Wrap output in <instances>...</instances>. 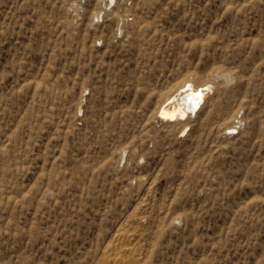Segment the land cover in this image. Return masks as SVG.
Returning a JSON list of instances; mask_svg holds the SVG:
<instances>
[{"label": "rangeland", "instance_id": "374dc122", "mask_svg": "<svg viewBox=\"0 0 264 264\" xmlns=\"http://www.w3.org/2000/svg\"><path fill=\"white\" fill-rule=\"evenodd\" d=\"M114 1L0 0V264H264V0Z\"/></svg>", "mask_w": 264, "mask_h": 264}, {"label": "bare ground", "instance_id": "6f19581e", "mask_svg": "<svg viewBox=\"0 0 264 264\" xmlns=\"http://www.w3.org/2000/svg\"><path fill=\"white\" fill-rule=\"evenodd\" d=\"M112 1H114V0H111V2ZM183 94H185V95L183 96ZM204 95L191 93V92L189 93L188 91L182 93L180 99H182V101L185 103V105H186L185 108H182V105L180 106V104H177L175 98H170L166 102V104L163 105L161 107V109L159 110L158 117L162 120H165L168 122H173V123L186 120V117H187V114L189 113V111L194 113L200 107L201 103L204 100ZM117 258L114 257L111 259V261L117 262V260L119 259V258L118 259Z\"/></svg>", "mask_w": 264, "mask_h": 264}]
</instances>
